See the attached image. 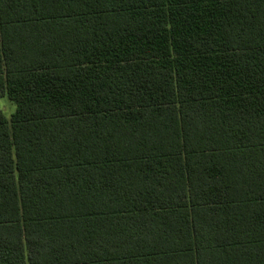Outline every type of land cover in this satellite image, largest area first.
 <instances>
[{
	"label": "trees",
	"instance_id": "16d2710c",
	"mask_svg": "<svg viewBox=\"0 0 264 264\" xmlns=\"http://www.w3.org/2000/svg\"><path fill=\"white\" fill-rule=\"evenodd\" d=\"M0 264H264V0H0Z\"/></svg>",
	"mask_w": 264,
	"mask_h": 264
},
{
	"label": "rangeland",
	"instance_id": "374dc122",
	"mask_svg": "<svg viewBox=\"0 0 264 264\" xmlns=\"http://www.w3.org/2000/svg\"><path fill=\"white\" fill-rule=\"evenodd\" d=\"M16 106L12 103L7 96L0 98V110L4 111L5 115L10 118L14 113Z\"/></svg>",
	"mask_w": 264,
	"mask_h": 264
}]
</instances>
